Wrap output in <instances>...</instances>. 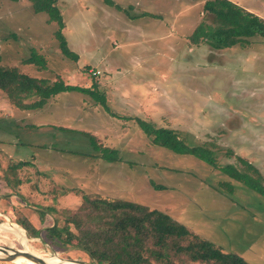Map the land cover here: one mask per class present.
Here are the masks:
<instances>
[{
  "label": "rangeland",
  "instance_id": "rangeland-1",
  "mask_svg": "<svg viewBox=\"0 0 264 264\" xmlns=\"http://www.w3.org/2000/svg\"><path fill=\"white\" fill-rule=\"evenodd\" d=\"M55 1L61 33L77 59L62 55L53 34L58 26L46 13H34L28 0H0L1 63L49 81L96 83L107 109L66 91L41 108L20 110L0 91L3 168L30 160L34 168L24 171L34 175L36 169L40 176L32 180L43 190L53 184L71 192L60 199L70 212L82 194L136 202L167 213L250 264H264V198L194 156L152 144L137 125L140 119L172 129L189 145L214 142L221 166L237 163L238 155L264 177V41L254 37L247 47L223 50L192 44L189 35L204 17L205 0H112L121 10L102 0ZM230 1L264 19V0ZM31 50L43 57L44 69L23 63ZM91 138L115 149L120 160L105 161ZM226 149L234 156H225ZM0 191H8L3 180ZM22 204L12 197L7 210ZM27 215L41 231L52 223L47 213L40 220ZM0 218L16 224L7 215ZM13 234L0 232L1 249H21ZM26 245L44 257L92 264L85 253L51 246L42 234L27 237Z\"/></svg>",
  "mask_w": 264,
  "mask_h": 264
},
{
  "label": "trees",
  "instance_id": "trees-1",
  "mask_svg": "<svg viewBox=\"0 0 264 264\" xmlns=\"http://www.w3.org/2000/svg\"><path fill=\"white\" fill-rule=\"evenodd\" d=\"M28 1L34 13L44 12L49 22L57 24L53 34L58 41V48L64 57L75 61L77 55L70 51L61 33L63 20L55 5L56 1ZM102 1L121 10L112 0ZM202 10L204 17L189 35L192 44L204 43L213 49L223 50L235 45L247 47L255 41L254 37L264 41V19L230 0H205ZM141 16L155 17L148 13H142ZM23 63H33L40 70L46 66L43 57L34 50L23 59ZM0 91L20 110L41 108L48 99L66 91L85 94L107 109L105 95L97 89L96 83L91 87H81L65 84L61 79L49 81L45 77L29 75L16 66L4 65L1 59ZM137 125L149 136L152 144L176 154L194 156L264 198V177L246 158L235 155L237 163L221 166L217 156L220 148L214 142L189 145L185 143V138L172 129L140 119ZM91 141L95 149L101 151L105 161L120 160L115 149L101 147L94 143L93 138ZM224 155L229 157L234 156V153L226 149ZM31 167L34 168V165L30 160L9 163L5 168L0 162V181L3 180L8 188L5 194L0 191V213L9 216L12 222L24 229L28 238H39L42 234L51 246H69L80 250L92 264H250L239 254L226 252L212 241L192 232L167 213L136 202L82 194L80 205L70 212V208L61 205L60 199L71 192L53 184H49L47 191L43 190L38 181L32 180L33 176H40V173L36 169L34 175L24 171ZM12 197L23 204L13 207L11 213L7 209ZM47 199H50L48 204H41ZM46 213L52 217V223L42 231L38 228L41 224L35 226L27 215L37 214L40 220Z\"/></svg>",
  "mask_w": 264,
  "mask_h": 264
},
{
  "label": "bare ground",
  "instance_id": "bare-ground-1",
  "mask_svg": "<svg viewBox=\"0 0 264 264\" xmlns=\"http://www.w3.org/2000/svg\"><path fill=\"white\" fill-rule=\"evenodd\" d=\"M3 226L0 225V227H5L7 230L6 231H10V232H14V237L13 239H17V241L22 244V246L29 250L27 245H26V240L25 237H24V233H23V230L22 228H20L19 226H17V224H13V223H6V222H3L2 223ZM0 232H3L1 231L0 229ZM3 250V248H2ZM8 253H12L14 251L13 248H8L7 250H4ZM1 254V253H0ZM39 255V254H38ZM41 257L43 255H40ZM44 257V256H43ZM47 257L46 261L48 262V264H72V263H68V262H61L60 259H58V256L57 255H51V256H45ZM12 261L16 262L17 264H39V262H37L35 259H23V258H15V259H12Z\"/></svg>",
  "mask_w": 264,
  "mask_h": 264
},
{
  "label": "water",
  "instance_id": "water-1",
  "mask_svg": "<svg viewBox=\"0 0 264 264\" xmlns=\"http://www.w3.org/2000/svg\"><path fill=\"white\" fill-rule=\"evenodd\" d=\"M0 225H2V222H0ZM0 229L2 231H6L7 229L5 227H0ZM24 237L25 239H27L26 236V232L24 233ZM27 241V240H26ZM21 246V249H14V251L12 253H8L4 250L1 249L2 246H0V260H5V261H12V259L15 258H23V259H35L37 262H39V264H48V262L46 261L47 257H41L40 255L31 252L30 250L25 249L21 244H19ZM9 247V246H8ZM61 262H68V263H72V264H90L88 262H84L82 260H72V259H61Z\"/></svg>",
  "mask_w": 264,
  "mask_h": 264
},
{
  "label": "crops",
  "instance_id": "crops-1",
  "mask_svg": "<svg viewBox=\"0 0 264 264\" xmlns=\"http://www.w3.org/2000/svg\"><path fill=\"white\" fill-rule=\"evenodd\" d=\"M151 2L152 1H155V2H157V3H162V2H164L163 0H150ZM170 2H173V3H176V1H174V0H170ZM158 20H160V19H158Z\"/></svg>",
  "mask_w": 264,
  "mask_h": 264
}]
</instances>
